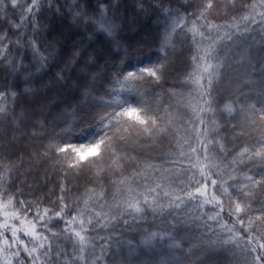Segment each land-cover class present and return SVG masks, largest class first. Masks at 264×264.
Returning a JSON list of instances; mask_svg holds the SVG:
<instances>
[{
    "label": "trees",
    "instance_id": "1",
    "mask_svg": "<svg viewBox=\"0 0 264 264\" xmlns=\"http://www.w3.org/2000/svg\"><path fill=\"white\" fill-rule=\"evenodd\" d=\"M72 2L53 0L51 9L45 4L37 14L41 26L39 32H34L30 25L18 31L0 22V35L6 33L12 42L5 41L10 50L9 61L15 60L17 65V70L13 71L10 63L0 60V92L7 94L0 100V106L6 109L0 114V224L5 219L3 205L8 198L13 202L8 210L18 211L22 218L23 209L30 208L23 225L25 228L31 227L28 221L34 219L37 211L43 213L44 209H49V215H52L62 204L66 205L62 213L64 219L53 217L49 224L57 233L65 229L66 221L74 215L80 218L79 214L83 212L87 218L100 212L106 226L83 233L89 241L84 260L74 258L79 255L72 247L75 238L72 241L66 238L76 225L69 226L68 232L58 239L42 229L40 224H37L36 231L48 235L53 246L66 253L54 264H92L93 261L104 264L107 243L122 238L126 233L122 220L129 215L126 204L129 199L134 203L139 201L143 217L146 211L155 214L169 211L183 228L209 227L202 212L206 206L214 208V204H206L204 200L211 198L216 187L213 188L208 180L206 195L196 194V181L201 185L205 182L199 168L204 166L206 174L209 169L200 154L193 127L203 130L205 125L209 126L212 113L228 93L229 85L220 87L212 84L210 96L201 99L202 90L195 84L169 74L159 81L146 78L145 81L134 82L133 87L139 90V95L135 90L121 91L118 81L127 75L123 70L125 55L140 53L150 42L166 39V36L178 58L189 67L194 65L193 57L198 50L211 43L203 39L199 31L194 34L189 30L192 21L196 20V12L189 10L181 0H79L80 8L74 11H86L93 21L86 23L73 19L68 10ZM100 5L107 8V19L115 25L113 36L97 27L101 17ZM59 6L62 7L57 14L56 7ZM164 9L178 11L184 16L183 26L172 32L171 24L175 17L167 16ZM19 11L17 9L13 16L14 22H19ZM261 11L264 7H257L255 12L251 9L244 15L250 12L255 15ZM256 19L259 21V16ZM196 27L198 30L197 20ZM228 29L234 33L232 37L245 38L251 45L261 42L264 47V29L258 24L251 25L252 30L246 33L236 32L235 25ZM33 37L39 54H34L29 47ZM41 56L46 60L42 61ZM120 100H142L151 109L150 114L159 118L158 124L168 131L161 132L156 128L150 132L133 130L122 133L128 140L116 142L118 158L105 153L102 159L90 158L92 163L84 162L79 168H69L64 154L49 147L65 142L80 144L84 135L96 130L86 128L81 135L84 122L96 124L100 114L118 110L117 102ZM204 100H210L211 110H207ZM200 108L205 111L197 112ZM197 116L204 119L205 125L199 124ZM189 145L197 152L192 153ZM197 155H201L200 165L195 159ZM212 155L221 165L219 169L212 168V173L218 171L227 180L226 173L230 171L227 158L220 154ZM189 156L193 157L192 160L187 158ZM231 174L234 175L233 172ZM211 178L217 179V186L221 184L215 174ZM121 180L125 183H119ZM188 193H193L194 198ZM177 204L180 206L176 207ZM117 205H120L119 214ZM256 206L259 207V203L252 204L253 209ZM215 210L219 211L218 208ZM221 217L229 226L236 220L225 209ZM10 223L21 226L19 221ZM236 228L239 235L246 236L239 224ZM218 229L208 230L212 237L207 246L221 253L222 259L230 257L233 264H243L240 250L222 243L230 234L223 228ZM76 230L80 229L76 227ZM5 235L11 237V232ZM18 235L31 247V237L23 232ZM0 248H4L2 237ZM14 250L0 251V264L11 258ZM218 253L215 255L220 257ZM25 257L26 253L21 252L19 259ZM25 264H31L30 258L25 259ZM38 264H43V259Z\"/></svg>",
    "mask_w": 264,
    "mask_h": 264
},
{
    "label": "snow or ice",
    "instance_id": "2",
    "mask_svg": "<svg viewBox=\"0 0 264 264\" xmlns=\"http://www.w3.org/2000/svg\"><path fill=\"white\" fill-rule=\"evenodd\" d=\"M45 4L49 9L54 7L53 0H0V22L7 23L10 27L18 31L30 25L34 32H39L41 26L37 14ZM261 5L264 6V0H261ZM116 6L118 7V5ZM60 7L62 6L56 7L57 14L60 12ZM98 7L101 9V17L97 27L108 36H113L115 25L107 19V8L102 5ZM78 8H80L79 0H73L72 4L69 5L68 10L69 13L73 15V19L92 23L93 21L88 18V13L86 11H74ZM212 8L213 0H203L202 10L196 16V20L206 19L205 14ZM17 9L20 10L18 15L19 22H14L13 16L16 15ZM255 11L256 6L253 5L252 12ZM10 12L12 15H9ZM164 12L169 17H175L171 24L172 32H175L177 28L183 26L185 17L181 16L178 11L173 12L170 9H164ZM256 16H259V21H257ZM196 20L192 21V28L189 29L194 34L198 32ZM253 24H258L264 29V11L256 12L255 15H252L250 12L248 15L240 17L239 20L234 17L232 22L228 24V27L232 28V26L235 25L236 32L246 33L252 30L251 25ZM241 25L243 26L241 27ZM204 27L210 30H218L221 26L208 22ZM198 34L201 35L202 38L204 37V33L201 32ZM233 34V32H225L223 36H217L215 39L207 37L211 40V43L207 47L199 49L198 54L193 57L195 68L193 73L190 74L189 79L202 90L201 99H203L204 96H210L212 84L214 80H217L220 76V69L224 67L215 45L217 41H222L225 38L231 40ZM167 39L168 37L166 36V41ZM6 40L12 43L6 33L0 35V60L10 63L12 65V70L16 71V61H9L10 50L8 44L5 43ZM29 47L32 48L34 54H39V48L36 44L35 37L29 41ZM73 55L78 54L74 53ZM40 59L45 61L46 57L41 56ZM20 67H23L22 63ZM161 67L162 65H153L151 67H141L137 71H129L126 76H123L122 80L118 81L121 85L120 90L129 92L135 90L137 95H139V90L134 89L133 83L145 81L146 78H154L156 81H159L161 78ZM58 79H62V77H58ZM6 95V93L0 92V100H3ZM248 100L249 98L245 97V109L242 110H247L251 113L250 123L234 126L233 130H235L236 127H240L241 131L238 135L251 136V131L247 130L251 129L260 134V139L256 140V143L251 147H244L233 157L232 164L229 166L230 171L226 173L227 180L236 179L231 173L237 170L235 167L237 164L243 165L248 169V171L244 172L242 180L235 185L224 186L227 184V180H225L224 176H221L218 171L212 173V168L219 169L221 165L216 162V157L211 153L218 150L221 154L227 156L228 151L221 140L214 138L218 135L215 129H208L204 119L197 116L199 124L205 125V127L203 130L193 127V133L200 144V154L203 160L207 162L209 171L206 174L204 166L199 168L200 175L205 182L201 185L200 181H196L197 187L195 191L199 196H205L208 187L207 181L210 180L211 186L215 188L217 186V179H212L211 176L213 174L217 176L221 181L219 195L213 194L210 199L204 200V203L214 204V210L218 208L219 211L215 212V216H208L207 219L219 221L221 213L224 211V202L220 199V196H228V215L230 217L235 216L236 220L231 226H229L228 223L221 225V227L230 234L227 238L222 240V243L233 245L234 248L239 249V254L243 257V264H264V202L257 199L256 203H259L261 207L256 212V215H251L253 212L251 201L254 193L258 190L261 194H264V91H262L255 103H249ZM117 103L119 106L118 110L114 109L112 112L105 111L103 114H100L96 124L84 122V128H81V135H84L86 128H95L96 130L84 135V140L80 144L77 145L65 142L63 144H52L49 147L56 153L64 154L63 158L69 161V168H79L84 162L92 163L93 160L90 158L102 159V154L105 153H110L113 157H116V142H127L128 140V137L122 135V133H130L133 130L150 132L156 128H159L161 132L168 131L162 124H158L159 118L150 114L151 109H149L142 100L139 102L120 100ZM204 103L207 105V110H211L210 100H204ZM224 110L231 113L233 111V106L231 104L226 105ZM5 111L6 109L0 106V114L5 113ZM204 111V108L197 109V112ZM210 134L213 137L211 139L208 138ZM202 137L203 139H201ZM189 149L192 153L197 152V149L192 148L191 145H189ZM181 154L183 155V153ZM201 155L195 157L197 165L201 163ZM187 158L192 160L193 157L189 156ZM249 163H251V167H249ZM197 165H194V167ZM257 166V171L254 174H249L252 171V167ZM119 183L124 184L125 181L121 180ZM230 187L233 189V193L231 194L229 193ZM152 191H154V189ZM165 195H167V193H165ZM188 196L193 197V193H188ZM62 199L61 197V201ZM177 199L179 200L180 198L177 197ZM12 203V199L8 198L7 202L3 205L5 209L3 215L5 219L3 223L0 224V229H2V231H0V237L3 238L4 245V248H0V251L15 248L11 253V258H6L4 264H13V260H16V264H25V259L29 258L31 264H38L42 259L43 264H54V261L66 255L63 249L53 246L48 235H41L36 231L37 224H40L42 229L50 232L51 236L57 239L68 232L69 226L76 225L80 230H76V227L71 228V232L66 238L69 241H72L73 237L75 238L72 247L79 253V255L74 256L77 260L85 259L83 254L89 245V241L83 233L89 230H95L97 227L106 226V224H103L104 218L101 217L100 212H95L87 218H84V214L81 212L79 214L80 218L74 215L71 219L67 220L65 229L60 233L52 231V228L49 227L52 218L64 219L62 213L65 212L67 206L62 204L59 211H55L52 215H49V209H44L43 213L37 211L34 215V219L28 221L31 227L25 228L23 225L30 208L23 209L22 218L18 211L8 210ZM20 203L23 205V202ZM85 203H87V201ZM145 203H147L146 199ZM126 204L129 215L143 212V208L139 205V201L134 203L129 199L126 201ZM179 206V204L176 205V207ZM116 207L117 214H119L120 205ZM93 218H95V224L93 223ZM114 218L115 216H113V219ZM10 221H19L21 226L18 227L16 223H10ZM124 223H127V220H125ZM237 224L240 225V229L246 233V236L239 235L236 228ZM7 232H11V237L5 235ZM21 232H23L25 236L31 237L29 242L31 247L20 238L18 234ZM21 252L26 253L25 259H19ZM92 264H95V261H93Z\"/></svg>",
    "mask_w": 264,
    "mask_h": 264
},
{
    "label": "rangeland",
    "instance_id": "3",
    "mask_svg": "<svg viewBox=\"0 0 264 264\" xmlns=\"http://www.w3.org/2000/svg\"><path fill=\"white\" fill-rule=\"evenodd\" d=\"M181 1L189 10L195 11L196 15L202 10L203 0ZM253 5L256 8L264 7L261 5V0H213V8L205 14L206 19L197 20L198 31L204 33L205 40H210L207 37L215 39L217 36H223L225 32H229L226 22L234 17L243 16L252 9ZM208 22L221 27L218 30H210L204 27ZM216 45L224 67L220 69V76L214 80L213 85L220 87L224 84L229 85V91L217 103L208 129H215L218 135L214 138L221 140L228 151L227 156L218 150L213 151L212 154L226 157L227 167L230 169L233 157L244 147H251L256 140L260 139V134L256 131L247 129L251 131V136H240L238 134L241 128L236 127L235 130L233 128L250 123L251 113L242 110L245 109V97L249 98V103H255L264 91V47L261 42L251 45L247 39L240 36L232 37L231 40L225 38L217 41ZM153 65H162L161 78L170 74L181 77L187 83H192L189 76L193 73L195 64L191 67L187 66L178 58L176 50L166 39L150 42L142 52L135 55H125L123 70L128 73ZM229 104L233 106L231 113L224 110ZM208 138L213 137L210 134ZM235 167L237 170L233 173L236 179L227 180L224 186L237 184L242 180L244 172L248 171L240 164ZM257 168L258 166L252 167L249 174H254ZM219 191L220 185L216 186L213 194L219 195ZM229 193H233L231 187ZM220 199L228 212V196H220ZM257 199L264 202V194L258 190L254 193L251 203L257 204ZM260 207V204L259 207H254L251 215H256ZM215 212L213 207L206 206L202 216L209 227L198 229L181 227L169 211L163 214L146 211L144 217L140 213H132L122 220L126 230L125 235L107 243L104 264H233V259L224 257V260L221 253L207 246V242L212 237L208 230L221 229V225L224 224L222 217L219 221L207 219L208 216H215ZM125 220L127 223H124ZM215 253H218L220 257Z\"/></svg>",
    "mask_w": 264,
    "mask_h": 264
}]
</instances>
